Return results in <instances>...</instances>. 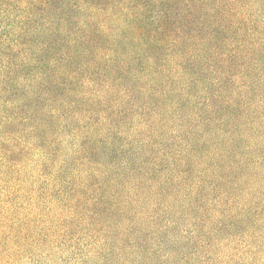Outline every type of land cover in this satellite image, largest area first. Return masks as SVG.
<instances>
[{
  "label": "trees",
  "instance_id": "1",
  "mask_svg": "<svg viewBox=\"0 0 264 264\" xmlns=\"http://www.w3.org/2000/svg\"><path fill=\"white\" fill-rule=\"evenodd\" d=\"M257 1L0 0V101L12 111L3 121L27 126L35 141L45 128L44 142L34 143L47 161L63 164L55 177L59 213L32 232L35 242L19 231V249L33 243L49 264L47 249L57 240V247H70L67 264H126L133 244L148 237L139 240L135 228L148 224V209L137 212L131 205L130 165L121 158L139 141L127 137L133 127L125 120L135 110L120 105L143 93L144 109L156 103V118L182 122L179 112L191 108L184 124L189 120L193 136L201 127L208 131L217 113L213 100L239 57L230 45L246 43ZM202 86L215 87L212 98L191 95ZM60 134L68 144L63 154ZM140 143L151 148L147 136ZM164 151L157 142L156 159L146 150L138 159L164 174L166 162L180 166L183 159L179 151H170L169 159ZM66 205L69 212L61 214ZM109 239L117 258L108 253ZM242 255L232 264H261L255 250L245 248Z\"/></svg>",
  "mask_w": 264,
  "mask_h": 264
},
{
  "label": "rangeland",
  "instance_id": "2",
  "mask_svg": "<svg viewBox=\"0 0 264 264\" xmlns=\"http://www.w3.org/2000/svg\"><path fill=\"white\" fill-rule=\"evenodd\" d=\"M251 16L246 43L242 48L230 45L239 57L222 79L225 87L217 88L219 97L213 100L217 113L208 131L201 127L193 136L189 120L184 124L191 108L179 112L182 122L156 118V103L144 109L143 93L134 102L120 105L121 110H135L125 120L133 127L127 137L139 141L129 156L121 158L130 165L125 177L135 191L131 205L137 212L148 209V224L135 226L141 230L139 240L148 237L133 244L126 264H232L241 260L245 248L255 250L261 258L255 262L264 264V0L252 5ZM214 93L215 87L202 86L191 95L212 98ZM11 114V108L0 101V264H37L38 246L32 243L24 248V242L19 249L14 236L23 230L35 242L38 236L32 232L59 213L55 177L63 164L47 161L41 146L34 143L44 142L45 128L35 141L27 126L3 121ZM144 136L149 137L151 148L140 143ZM65 140L60 134L57 149L62 154L68 151ZM157 142H162L168 159L174 156L170 151L183 156L180 166L171 160L163 165H167L166 175L138 159L144 150L156 159ZM70 191V186L64 190ZM69 210L66 205L61 214ZM110 241L107 252L117 258L120 252ZM58 245L55 240L47 249L48 263L72 262L70 247ZM232 254L238 258H230Z\"/></svg>",
  "mask_w": 264,
  "mask_h": 264
}]
</instances>
